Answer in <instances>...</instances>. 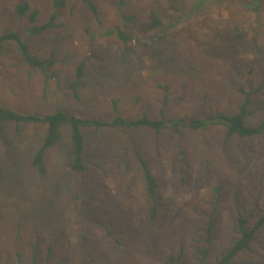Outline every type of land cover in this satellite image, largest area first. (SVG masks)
I'll list each match as a JSON object with an SVG mask.
<instances>
[{"label": "rangeland", "instance_id": "374dc122", "mask_svg": "<svg viewBox=\"0 0 264 264\" xmlns=\"http://www.w3.org/2000/svg\"><path fill=\"white\" fill-rule=\"evenodd\" d=\"M92 1L97 11L88 0H0V35L16 31L33 55L53 61L42 72L6 41L1 105L96 120L190 119L234 113L242 89L264 84V0ZM54 12L55 27L31 30ZM251 102L247 123L256 125L264 88ZM170 122L159 131L84 127V171L72 168L65 128L44 175L32 158L47 126L1 124L0 264H217L239 235L238 218L250 214V226L264 212V132L227 140L222 125ZM139 156L159 185L154 219ZM231 264H264V228Z\"/></svg>", "mask_w": 264, "mask_h": 264}, {"label": "trees", "instance_id": "16d2710c", "mask_svg": "<svg viewBox=\"0 0 264 264\" xmlns=\"http://www.w3.org/2000/svg\"><path fill=\"white\" fill-rule=\"evenodd\" d=\"M63 4L62 1H60ZM90 6L97 11L96 6L92 0H88ZM29 4L23 2L17 5V10L19 16H23L28 12ZM30 19L35 21L38 10L33 9L31 11ZM57 14L54 12L51 15L49 21L32 27L34 33H41L49 28L56 26L55 19ZM129 19V18H128ZM154 23L156 26L161 24V21L154 18ZM119 35L122 39L127 41L132 38L131 34H127L123 30H119ZM12 42L16 45L19 50L22 59L30 66L35 69H39L42 72H47L50 64L53 63L52 60L40 59L33 55L30 51L29 45L21 37L20 33L16 31H6L0 35V56L2 54L3 44L6 42ZM84 62H81L77 69V74L80 75L83 69ZM264 88V84L259 85L250 90H243L244 101L239 106L238 110L234 113H227L221 110H217L213 113L208 114L205 117L196 118H186L178 117L172 119H151L144 115L143 117L137 118L135 120H128L121 116H116L111 120H96L79 117L68 109H58L54 112H47L44 114L36 113H22L15 109L6 107L0 104V125L3 123H13L16 125L17 131H22L25 125L30 123L44 124L47 126L44 135V140L37 149L32 158V165L38 169V171L44 175L46 173V155L48 150L54 145L61 142L64 138V129L68 128L70 131L71 140V154L73 157L72 168L76 171H84L86 166L83 160L84 147H85V136L83 133L84 127H130V128H152L154 130H162L169 128L170 123L173 122V127L176 129L180 126L187 127L191 130H198L204 127H209L212 125H222L227 131V140L232 135H238L241 137L260 135L264 132V120L256 125H250L247 123V118L250 115L249 105L252 104L251 96ZM142 164L144 178L146 181V195L147 201L150 205V214L154 219L157 216L159 205L157 203V190L158 182L153 176L149 162L142 156H139ZM249 216H240L237 220L236 231L238 232V237L232 240L230 245L225 248L224 253L220 256L217 264H231L234 258L241 252L252 250V243L257 239L259 231L264 228V212L260 215L252 225L249 226ZM211 234V230H209Z\"/></svg>", "mask_w": 264, "mask_h": 264}]
</instances>
